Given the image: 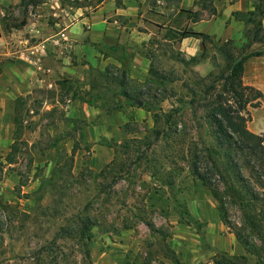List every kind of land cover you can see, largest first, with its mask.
<instances>
[{"label":"rangeland","instance_id":"rangeland-1","mask_svg":"<svg viewBox=\"0 0 264 264\" xmlns=\"http://www.w3.org/2000/svg\"><path fill=\"white\" fill-rule=\"evenodd\" d=\"M29 1L0 0V157L17 137L18 98L24 99L28 126L21 139L39 149L30 154L22 146L18 164L0 177V264H189L191 245L207 254L214 244L224 248L209 261L198 255L191 264H214L224 254L257 264L252 253L264 257V244L245 224V217L255 216L239 196L253 189L260 199L257 216L264 211V144L257 160L237 149L241 141L234 135L237 144L228 156L211 118L222 96L226 108L245 118L248 131L264 137V91L257 87L264 86V42L248 49L254 26L245 25L228 41L205 40L200 60H209L210 74L196 72L195 63L179 55L163 77L147 80L128 102L116 93L96 98L104 104L94 114L83 107L77 82L17 92L10 77L19 71L17 61L38 58L34 47L44 59L56 24L61 30L75 17L68 0H41L26 12ZM96 1L79 5L94 8ZM23 19L27 25L15 29ZM224 46L237 59L260 53L244 64L243 85L254 89L244 92V108L224 82L214 83L227 70ZM227 182L238 199L227 193ZM83 221H89L91 241L76 232ZM192 236L194 242H187Z\"/></svg>","mask_w":264,"mask_h":264},{"label":"crops","instance_id":"crops-1","mask_svg":"<svg viewBox=\"0 0 264 264\" xmlns=\"http://www.w3.org/2000/svg\"><path fill=\"white\" fill-rule=\"evenodd\" d=\"M200 1L97 0L92 8L79 5L82 0H68L73 7L74 22L63 30H59L57 23L58 32L53 31L50 36L60 39L61 44H51L48 49L46 45L44 59L34 47L38 58L30 55L27 59L20 58L19 71L10 75L11 80L18 83L17 92L21 95L29 94L30 87L35 85L58 90L61 81L77 82L83 107L94 114L104 104V99L96 103V98H104V94L116 93L121 95L119 100L128 102L124 95L137 93L138 87L145 89L151 78L163 77L164 72L177 64L179 55L191 60L204 56L207 43L203 39L182 38L180 33L186 31L215 38L217 42L228 41L245 29V23L237 20L234 13L254 10L251 0H215L213 7L217 13L213 14ZM194 70L208 75L213 67L206 59L195 64ZM246 76L245 72V82ZM257 87L264 91V86ZM186 239L193 243L195 238ZM212 248L207 255L191 245L187 249L189 264L198 255L209 261L211 255L224 247L214 244Z\"/></svg>","mask_w":264,"mask_h":264},{"label":"trees","instance_id":"trees-1","mask_svg":"<svg viewBox=\"0 0 264 264\" xmlns=\"http://www.w3.org/2000/svg\"><path fill=\"white\" fill-rule=\"evenodd\" d=\"M215 0H208L207 2H202L203 8L206 10L211 11L213 14H216L217 11L214 9L213 4ZM253 2L254 10L248 13H234V17L245 23V25H252L254 26L255 31H252V39L251 44L248 45V49L251 48L252 43H263L264 42V0H251ZM41 2V0H30L29 2H25L24 7L25 11L27 12L29 6L31 5H37ZM24 3V2H23ZM198 4V2H197ZM27 25L26 19H23L20 24L16 25L14 28L17 30H21ZM262 34V36H261ZM180 37L187 38V37H195L199 39H203L205 41L209 37L203 34L198 33H191V32H183L180 33ZM220 52L225 56V59L227 61V70L220 72L218 77L215 78L214 83L224 82V86L228 91L234 94L235 98L237 99V102L241 104V107L244 108V105L248 103V99L244 100V92L251 90L253 91L251 87H244L243 85V72H244V64L248 57L252 56H259L260 53H257V55H249L244 57L243 59H237L233 53L232 50L228 49L227 46L221 47ZM192 61L197 64L201 62V60L193 58ZM227 72V73H226ZM1 73V71H0ZM129 100L132 99L130 95H124ZM77 97V95H75ZM80 97V96H78ZM77 97V98H78ZM219 101L217 100V107L214 108V111L212 112L211 118L214 121V124L217 125L218 130H216V138L218 139V143L221 148L225 149L228 154V156H231V152L233 150V145L237 144L235 141H233V136L236 135L239 137V140L241 141L239 143V147H237L238 150H241L243 152H247L251 157H258L257 160H259V149L261 145L264 144V137L260 138L257 135H254L248 129L246 128V121L245 118L241 116V114L237 111H233L231 107L226 108L223 103L225 102L222 100V96H219ZM23 98H18L16 101V106L14 110V123L17 127V137L14 140L13 145L10 148V152L7 154L6 157L1 156L0 157V177L4 173L5 169L7 167H12L14 165H17L19 162V155L22 154V146L25 147V150H28L30 154H32L34 151H38L39 149L35 146H29L26 145L24 141L21 139V134L23 131L28 128L26 125V108L23 105ZM243 102V104H242ZM137 104H140L137 102ZM232 134V136H231ZM57 143H53V145L50 148H55ZM42 151V150H40ZM230 164L232 163V159L228 158ZM32 163V159H31ZM227 169L230 168L229 165L226 166ZM232 168V167H231ZM198 172V170H197ZM199 178L205 182L206 184V178L200 173H198ZM21 178H23L21 176ZM242 180V179H241ZM230 181V180H228ZM244 181V180H242ZM22 182V179H21ZM245 182V181H244ZM246 183V182H245ZM22 184V183H21ZM227 193H229L233 198L238 199V194L236 193L235 187L230 183H226ZM241 198V202H244L243 208L247 210L249 216H255V217H245V224L252 230V233L255 234L257 239L264 244V217H262V213L264 214V211H261V214L258 215V203L260 201L259 195L253 190L248 189L246 194L243 196H239ZM256 217H261V219L256 220ZM224 221L226 219L224 218ZM77 234L80 236L81 239H84L86 241H91L94 238V235L92 233L91 226L89 224V221H83L82 227L80 229H77ZM239 236V235H238ZM239 239L241 241H244V239L239 236ZM248 246L249 243H244ZM257 257V264H264V257L260 253H252ZM87 256H89V251H87ZM177 264H181L180 261L176 262ZM214 264H249V259L244 256H229L227 254H224L221 259H217V256L215 257Z\"/></svg>","mask_w":264,"mask_h":264},{"label":"built area","instance_id":"built-area-1","mask_svg":"<svg viewBox=\"0 0 264 264\" xmlns=\"http://www.w3.org/2000/svg\"><path fill=\"white\" fill-rule=\"evenodd\" d=\"M73 16H69L67 19L69 20L70 19V21H69V23H68V21L66 22V23H64L63 24V28H62V30L63 29H66L72 22H74V19L73 18H75V17H73ZM59 27H61L62 26V24H59L58 25ZM51 44L52 45H54V46H59L60 44H61V40L60 39H56V38H54V39H52V41H51ZM45 48V47H44ZM40 52V50H38V53ZM41 53V52H40ZM35 54V53H34Z\"/></svg>","mask_w":264,"mask_h":264},{"label":"water","instance_id":"water-1","mask_svg":"<svg viewBox=\"0 0 264 264\" xmlns=\"http://www.w3.org/2000/svg\"><path fill=\"white\" fill-rule=\"evenodd\" d=\"M1 33V32H0Z\"/></svg>","mask_w":264,"mask_h":264}]
</instances>
